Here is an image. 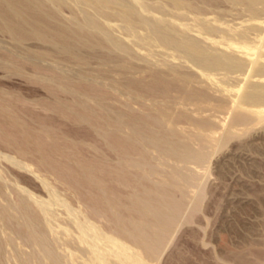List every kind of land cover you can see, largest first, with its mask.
<instances>
[{
    "label": "rangeland",
    "instance_id": "374dc122",
    "mask_svg": "<svg viewBox=\"0 0 264 264\" xmlns=\"http://www.w3.org/2000/svg\"><path fill=\"white\" fill-rule=\"evenodd\" d=\"M23 1L98 45L19 35ZM235 1L0 0V264H264V0Z\"/></svg>",
    "mask_w": 264,
    "mask_h": 264
},
{
    "label": "bare ground",
    "instance_id": "6f19581e",
    "mask_svg": "<svg viewBox=\"0 0 264 264\" xmlns=\"http://www.w3.org/2000/svg\"><path fill=\"white\" fill-rule=\"evenodd\" d=\"M6 2H7V4L9 3L10 4V8H9V10H7L6 9V11H8L7 13H8V15L10 16V18H12L13 20H16L17 18H18V16L20 15H22V14H19V10H17V11H15L14 10V8H13V3H12V0H5ZM83 1H85V2H88V3H90L91 2V0H83ZM110 1V0H109ZM109 1L108 0H98V2L97 3H99L100 5H106V4H108L109 3ZM117 1V0H116ZM226 1V0H225ZM231 1V0H230ZM232 1H235V0H232ZM238 1H241L242 2V6L243 5H245V3H247V5H249V6H251L252 4H254L255 2V5L257 4V1H258V4L259 3H261L260 2V0H238ZM55 2V1H54ZM112 2H113V0H112ZM190 2V1H189ZM194 2V1H193ZM229 2V1H228ZM235 2H237V0L235 1ZM241 2H237V4H240ZM243 2H244V4H243ZM230 3V2H229ZM262 3H264V2H262ZM261 3V5H262V8L264 7V4H262ZM8 4V5H9ZM91 4V3H90ZM115 4V3H114ZM110 5H112L111 4V2H110V4L109 5H107L108 7L110 6ZM233 4H231V6H232ZM235 6H236V4H234ZM240 5V6H241ZM260 5V6H261ZM239 6V5H238ZM258 6V5H257ZM256 6V7H257ZM125 7V6H124ZM247 7V6H246ZM106 8V7H105ZM128 8V7H127ZM237 8H239V7H236V9ZM250 7H247V9H249ZM253 8V7H252ZM259 8V7H258ZM261 8V9H262ZM13 9V11H11ZM39 8H38V6H36V5H34V4H32L31 2H28V1H23V4H22V13H23V17H25L24 19H23V17H22V21L21 22H17L18 23V27L16 28V30H15V32L16 33H18L19 35H24V33L25 32H27L26 31V28L28 29V32H30L34 37H36V38H38V39H42V40H52V41H55V42H59V43H65L66 45H68V46H71V47H73V45H77V43L79 44L80 42L82 43L83 41H85V42H87L88 44H90V45H98V43L99 42H97V41H95L94 39H93V37H95V35H93L92 33L91 34H89L88 35V32L87 33H85V34H87V35H83L82 34V32L81 33H74V32H70V31H66V30H58L57 28H54L53 26H52V20H51V18H52V16H51V14L49 13V12H47L46 14H44L43 16H42V18L41 19H39V20H35L34 18H31L29 15H30V11L31 10H38ZM108 9V8H107ZM110 9V8H109ZM245 9V8H244ZM126 10V9H125ZM132 10V9H131ZM263 10H264V8H263ZM129 11V10H128ZM108 12V11H107ZM125 12V11H124ZM123 12V13H124ZM130 12H132V11H130ZM134 12V11H133ZM241 12H242V7H241ZM244 12V11H243ZM249 12V11H248ZM122 13V14H123ZM126 13V12H125ZM245 13V18L248 16H251V15H249V14H254L255 12H253V11H251V13L249 12L248 14H247V12H244ZM108 15H107V17H109V12L107 13ZM127 14V13H126ZM131 14V15H130ZM258 14V13H257ZM54 15V14H53ZM132 15H134V14H132V13H129L128 14V17H127V19L129 18V16L131 17ZM135 16V15H134ZM257 15H256V13H255V17H256ZM259 16V18H260V15H258ZM123 17V16H122ZM126 17V16H125ZM136 17V16H135ZM247 17V18H248ZM254 17V18H255ZM137 18V17H136ZM251 18H253L252 16H251ZM258 18V19H259ZM134 19V18H133ZM18 20V19H17ZM87 19H85L84 21H86ZM91 20V19H90ZM246 20H248V19H246ZM245 20V21H246ZM83 21V22H84ZM129 21H130V19H129ZM250 21V20H249ZM252 21V20H251ZM92 22V21H91ZM131 22V21H130ZM140 22V21H139ZM145 22V21H144ZM97 23V22H96ZM141 23H143V21L141 22ZM140 23V24H141ZM147 23V22H146ZM252 23V22H251ZM85 24V23H84ZM83 24V25H84ZM99 24V23H98ZM139 24V25H140ZM145 24V23H144ZM82 25V26H83ZM94 25V24H93ZM92 25V26H93ZM255 25V24H254ZM253 25V26H254ZM88 26V25H87ZM95 26V25H94ZM251 26V25H250ZM85 27V26H84ZM96 27H99V25L98 26H96ZM140 27H141V25H140ZM142 27H144L143 25H142ZM141 27V28H142ZM147 27V29L149 28L148 26H146ZM246 27H248V26H246ZM100 28V27H99ZM251 28V27H250ZM94 29V28H93ZM146 29V28H145ZM145 29H144V31H145ZM244 28H241V30H243ZM252 29H253V27H252ZM258 29V28H257ZM101 29H99V31H100ZM241 30H240V32H241ZM149 31V33H147V31L145 32V33H147V35L149 34H151L150 33V30H148ZM153 31V30H152ZM155 31V30H154ZM154 31H153V34H151L152 35V37L153 36H156V34H158V33H156L157 32V30L155 31V33H154ZM237 31V30H236ZM243 31H247L246 29L245 30H243ZM254 31V30H253ZM13 32V31H12ZM239 33V32H238ZM241 33H243L244 34V32H241ZM249 32L247 31V34H248ZM252 33V32H251ZM96 34V33H95ZM243 34H240L239 33V37H240V35L242 36ZM250 34V33H249ZM253 34V33H252ZM91 35H93V37L91 36ZM97 35V34H96ZM146 35V36H147ZM237 35V34H236ZM235 35V36H236ZM245 35V34H244ZM89 36H91V37H89ZM145 36V37H146ZM247 36V35H246ZM245 36V39H248L247 37ZM251 36V35H250ZM152 38L151 36H148V38ZM238 37V38H239ZM157 38H160V34H159V36H157ZM162 38V37H161ZM192 38V37H191ZM237 38V37H236ZM243 38V37H242ZM250 38H252V36L250 37ZM153 39H155L156 40V38L155 37H153ZM152 39V40H153ZM240 39H241V37H240ZM100 39H98V41H99ZM162 40H163V44H164V39L162 38ZM161 40V41H162ZM242 40V39H241ZM249 40V39H248ZM157 41V40H156ZM247 41V40H246ZM146 42V41H145ZM153 42H155V41H153ZM156 43V42H155ZM160 43V42H159ZM165 43H167V42H165ZM154 44V43H153ZM176 44V43H175ZM81 45V44H80ZM166 45V44H165ZM169 45V44H168ZM171 45V44H170ZM172 45H173V43H172ZM178 45V44H177ZM180 45V44H179ZM160 46H162L161 45V43H160ZM167 46V45H166ZM176 46V45H175ZM168 47H172V46H168ZM174 47V46H173ZM190 47L191 48H189L190 50H192V51H194L195 53H200V51H198L199 49L198 48H195V47H197L196 45H195V47L193 46V43H192V46L190 45ZM163 48V47H162ZM174 49V48H173ZM179 49V48H178ZM178 49H177V47H176V51L175 52H177V55H180V53L178 54ZM186 49H187V47H186ZM198 49V50H197ZM165 50H166V48H165ZM169 50V49H168ZM171 54V53H170ZM182 54V53H181ZM190 54H191V52L190 53H188V54H186V53H184L183 55H185V57H186V55H188V56H190ZM197 55V54H196ZM194 56V57H197V56ZM174 56H176V55H174ZM198 56H200V55H198ZM181 57V56H180ZM184 57V56H183ZM190 57H192V55L190 56ZM201 57V56H200ZM187 59L189 58V57H186ZM198 58V57H197ZM196 58V59H197ZM193 59V61H194V59L195 58H192ZM198 59H200V58H198ZM197 59V60H198ZM210 59V58H209ZM219 59V58H218ZM188 60H191V59H188ZM202 61H203V63H205V64H203V65H206V66H208V67H214V66H219L222 62L220 61V60H217L216 58H215V60L214 59H211V60H208V59H202ZM201 60H200V65H201V62H202ZM199 62V61H198ZM231 63V65H235L233 62H230ZM233 63V64H232ZM203 65H202V68H204L203 67ZM223 65V64H222ZM217 66V67H218ZM125 67V66H124ZM226 67V66H225ZM216 68V67H215ZM219 68H221V67H219ZM227 68H229V67H227ZM230 68H231V66H230ZM107 69V68H106ZM218 69V68H217ZM208 71V70H207ZM174 72V71H173ZM226 74V73H225ZM261 74H263L264 75V71H262L261 72ZM110 77V76H109ZM207 77V76H206ZM210 77V76H209ZM212 77V76H211ZM101 78V77H100ZM114 80V79H113ZM175 80V79H174ZM178 80H180V79H178ZM220 81V80H219ZM186 82V81H185ZM184 82V83H185ZM136 84V83H135ZM133 85V84H132ZM137 87H139V86H137ZM142 87H144V86H142ZM202 87V86H201ZM223 88V87H222ZM226 88H224V90H225ZM223 92V91H222ZM153 93V92H152ZM184 97V96H183ZM183 141V140H182ZM179 153H181V154H183V155H188V153H187V150H184V151H180ZM203 157V156H202ZM6 159V158H5ZM14 161V160H13ZM26 168H27V166H26ZM30 171V170H29ZM31 173V172H30ZM41 180V179H40ZM168 199H169V197H168ZM35 202V201H34ZM178 212H179V210H178ZM93 228V227H92ZM92 228H90V229H92ZM92 232V231H91ZM87 234V233H86ZM108 239V238H107ZM114 244V243H113ZM115 245H116V243H115ZM118 248H120V246L119 247H117V249ZM123 250H124V256H125V258L126 259H129L128 257V255H130V254H128V255H126L127 253V251L128 250H126L124 247H121ZM129 253H130V251H129ZM132 254V253H131ZM128 256V257H127ZM131 256V255H130ZM133 256V255H132ZM137 256V255H136ZM134 258V257H133ZM120 260H121V262H123V257H120ZM134 260V262H136V263H140V264H143V262L141 261V259H138V256H137V259H133ZM131 261V260H130ZM127 262V261H126ZM122 264V263H121Z\"/></svg>",
    "mask_w": 264,
    "mask_h": 264
}]
</instances>
